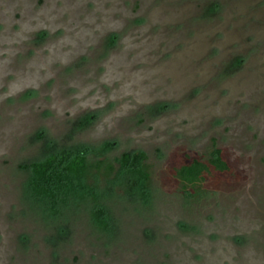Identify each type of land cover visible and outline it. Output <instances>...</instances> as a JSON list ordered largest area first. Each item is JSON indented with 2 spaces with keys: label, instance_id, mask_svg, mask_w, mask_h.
I'll return each mask as SVG.
<instances>
[{
  "label": "rangeland",
  "instance_id": "374dc122",
  "mask_svg": "<svg viewBox=\"0 0 264 264\" xmlns=\"http://www.w3.org/2000/svg\"><path fill=\"white\" fill-rule=\"evenodd\" d=\"M62 151H143L149 190L46 213L23 165ZM0 264H264V0H0Z\"/></svg>",
  "mask_w": 264,
  "mask_h": 264
},
{
  "label": "trees",
  "instance_id": "16d2710c",
  "mask_svg": "<svg viewBox=\"0 0 264 264\" xmlns=\"http://www.w3.org/2000/svg\"><path fill=\"white\" fill-rule=\"evenodd\" d=\"M236 62L237 67L233 63L231 65L233 68H238L241 61ZM145 161L146 154L143 151L123 152L116 169L112 163L104 160L89 162L83 152L67 154L62 151L51 153L44 160L24 164L23 167L30 172L28 195L44 212L57 214L71 200L74 201L75 198L83 197L87 193L86 179L91 174L109 177L117 173L128 195L132 198L137 195L144 196L150 187V171ZM211 168L219 172H224L228 168L220 149H215L207 161L193 158L182 164L175 170V174L184 187L194 188ZM92 217L98 226L108 229L109 213L106 209L95 206Z\"/></svg>",
  "mask_w": 264,
  "mask_h": 264
},
{
  "label": "flooded vegetation",
  "instance_id": "af4514ba",
  "mask_svg": "<svg viewBox=\"0 0 264 264\" xmlns=\"http://www.w3.org/2000/svg\"><path fill=\"white\" fill-rule=\"evenodd\" d=\"M46 33H44V32H40L39 34H38V38H41V36L42 35H45Z\"/></svg>",
  "mask_w": 264,
  "mask_h": 264
}]
</instances>
